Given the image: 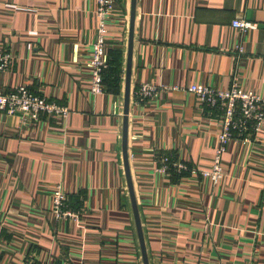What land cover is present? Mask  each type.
Listing matches in <instances>:
<instances>
[{"label": "crops", "instance_id": "0c3cea01", "mask_svg": "<svg viewBox=\"0 0 264 264\" xmlns=\"http://www.w3.org/2000/svg\"><path fill=\"white\" fill-rule=\"evenodd\" d=\"M96 7L0 0V52L12 56L0 89L24 84L70 110L0 111V264H143L121 147L131 0H114L106 25L107 60L122 53L119 95L91 92ZM136 11L128 147L150 264H264V128L228 144L216 185L157 171L161 155L213 165L222 114L191 85L264 98V0H137ZM145 84L160 91L142 100ZM58 188L75 217L56 218Z\"/></svg>", "mask_w": 264, "mask_h": 264}, {"label": "built area", "instance_id": "2783aa9c", "mask_svg": "<svg viewBox=\"0 0 264 264\" xmlns=\"http://www.w3.org/2000/svg\"><path fill=\"white\" fill-rule=\"evenodd\" d=\"M114 10V0H97L96 17L98 20L99 35L93 45V58L91 62V91L94 95L104 92L103 76L108 70L106 55L107 45V20ZM233 27L246 32L255 29L256 25L245 20H234ZM239 54L244 52L242 45H237ZM12 56L9 53L0 52V72L10 68ZM166 89V87H162ZM188 90L198 96L201 104L212 111H219L222 114L223 126L218 134V146L213 159V165L209 170L197 169L186 163L171 162L169 156L161 159L157 171L161 174H168L173 168L179 174L189 173L192 176L201 175L209 179L214 185L220 183L225 177L223 166V154L228 144L240 138H245L249 132L255 136L264 128V98L253 92L241 89L238 83L226 90L214 89L210 86L191 85ZM160 89L150 84H145L139 91L142 100L156 96ZM0 111L8 115L22 114L37 120L41 114H58L68 117L70 110L67 107L58 106L47 98L34 93L27 85H18L12 92H5L0 89ZM253 135V136H254ZM252 136V137H253ZM248 138V137H246ZM245 138V139H246ZM67 196L63 189L58 188L54 192L53 205L54 214L58 219L73 218L75 213L70 212L66 205ZM1 225V224H0Z\"/></svg>", "mask_w": 264, "mask_h": 264}, {"label": "water", "instance_id": "95a60500", "mask_svg": "<svg viewBox=\"0 0 264 264\" xmlns=\"http://www.w3.org/2000/svg\"><path fill=\"white\" fill-rule=\"evenodd\" d=\"M136 8L137 0H131L130 11V25L129 36L127 46L126 67L124 76L123 87V130H122V156L125 170V176L127 181V187L129 192V198L132 206V212L134 216L141 256L143 264H150L148 248L145 240L144 231L142 228V222L140 217L139 205L137 201L136 191L134 187L130 159H129V115L132 100V68H133V54H134V42H135V26H136Z\"/></svg>", "mask_w": 264, "mask_h": 264}, {"label": "trees", "instance_id": "16d2710c", "mask_svg": "<svg viewBox=\"0 0 264 264\" xmlns=\"http://www.w3.org/2000/svg\"><path fill=\"white\" fill-rule=\"evenodd\" d=\"M110 56L108 60L109 68L103 76V88L104 92L119 95L123 76L122 53L119 50H115L111 52ZM162 156H160L159 160ZM172 174L177 177L174 171H172Z\"/></svg>", "mask_w": 264, "mask_h": 264}, {"label": "rangeland", "instance_id": "374dc122", "mask_svg": "<svg viewBox=\"0 0 264 264\" xmlns=\"http://www.w3.org/2000/svg\"><path fill=\"white\" fill-rule=\"evenodd\" d=\"M92 92V91H91ZM93 94V93H92ZM165 156V155H164ZM170 157V156H169ZM164 158V157H163ZM171 158V157H170ZM162 159V158H161ZM161 159L159 160V164H160V162H161ZM171 162H172V165L171 166H173V163H178L176 160H173L172 158H171ZM179 162H181V161H179ZM182 163H185V162H182ZM186 164H188V163H186ZM189 165V164H188ZM159 167V166H158ZM174 170H175V168H173ZM161 174V173H160Z\"/></svg>", "mask_w": 264, "mask_h": 264}]
</instances>
